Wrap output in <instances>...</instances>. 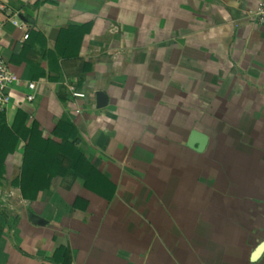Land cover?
<instances>
[{"label": "crops", "instance_id": "0c3cea01", "mask_svg": "<svg viewBox=\"0 0 264 264\" xmlns=\"http://www.w3.org/2000/svg\"><path fill=\"white\" fill-rule=\"evenodd\" d=\"M261 1L0 0V264H264ZM33 126L69 138L29 200Z\"/></svg>", "mask_w": 264, "mask_h": 264}, {"label": "trees", "instance_id": "16d2710c", "mask_svg": "<svg viewBox=\"0 0 264 264\" xmlns=\"http://www.w3.org/2000/svg\"><path fill=\"white\" fill-rule=\"evenodd\" d=\"M65 127H69V124H67V120L63 118L55 133L58 134L59 132H65ZM61 128H64V130H61ZM35 129L36 126H33L30 130L29 143L25 149L20 181L22 197L29 200L34 199L39 191L48 186L49 179L38 178V174L40 177L41 175L50 173L49 170L54 164H58L59 166L60 163H55V158L65 151V146L67 145L68 140L67 138H69L64 135L63 146H57L49 141H43L39 134L35 132ZM70 138L74 142L77 141V137L73 134L70 135ZM72 151L74 150L72 149ZM78 156L82 157V154H78Z\"/></svg>", "mask_w": 264, "mask_h": 264}, {"label": "built area", "instance_id": "2783aa9c", "mask_svg": "<svg viewBox=\"0 0 264 264\" xmlns=\"http://www.w3.org/2000/svg\"><path fill=\"white\" fill-rule=\"evenodd\" d=\"M5 6L0 3V12H5ZM251 22L258 26L264 27V0L261 1L255 9L250 13L249 16ZM10 23L15 27H21L16 16L8 17ZM0 35H1V26H0ZM28 37L27 34L23 36V39L26 40ZM19 83L18 78L13 74L8 66L0 61V110H3L7 105V91ZM29 93L25 97L27 102H32L34 100V90L35 85L30 83L27 85ZM72 95L75 98H83L84 95L80 92L73 91L71 89Z\"/></svg>", "mask_w": 264, "mask_h": 264}, {"label": "water", "instance_id": "95a60500", "mask_svg": "<svg viewBox=\"0 0 264 264\" xmlns=\"http://www.w3.org/2000/svg\"><path fill=\"white\" fill-rule=\"evenodd\" d=\"M95 96L97 101V108L104 107L107 102L106 96L101 92H97ZM193 143H195L194 145H196V147H194ZM205 143H206V137L204 135L198 133H192L187 146L191 149L196 150L197 152H201L204 149ZM263 250H264V242L260 246L257 253H260Z\"/></svg>", "mask_w": 264, "mask_h": 264}]
</instances>
